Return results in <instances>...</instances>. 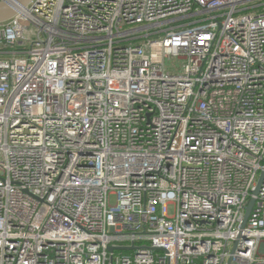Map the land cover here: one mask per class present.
<instances>
[{"label":"built area","instance_id":"obj_1","mask_svg":"<svg viewBox=\"0 0 264 264\" xmlns=\"http://www.w3.org/2000/svg\"><path fill=\"white\" fill-rule=\"evenodd\" d=\"M0 264H264V0L0 22Z\"/></svg>","mask_w":264,"mask_h":264},{"label":"water","instance_id":"obj_2","mask_svg":"<svg viewBox=\"0 0 264 264\" xmlns=\"http://www.w3.org/2000/svg\"><path fill=\"white\" fill-rule=\"evenodd\" d=\"M32 0H0V22L8 20L9 18L13 17L18 11H20L22 8L26 7L27 4H29ZM262 177L260 178L255 190L254 194L258 192L260 182ZM254 199H250L248 204L245 207L244 215L241 222V228H244L248 216L250 214V211L253 207ZM120 249H132L133 246L129 247H119ZM112 247H109V250H111Z\"/></svg>","mask_w":264,"mask_h":264},{"label":"rangeland","instance_id":"obj_3","mask_svg":"<svg viewBox=\"0 0 264 264\" xmlns=\"http://www.w3.org/2000/svg\"><path fill=\"white\" fill-rule=\"evenodd\" d=\"M165 63L170 67H174L177 65H182L183 61L181 59H178L176 56H170L165 60Z\"/></svg>","mask_w":264,"mask_h":264}]
</instances>
